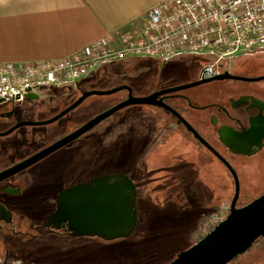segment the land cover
I'll use <instances>...</instances> for the list:
<instances>
[{
	"label": "rangeland",
	"instance_id": "374dc122",
	"mask_svg": "<svg viewBox=\"0 0 264 264\" xmlns=\"http://www.w3.org/2000/svg\"><path fill=\"white\" fill-rule=\"evenodd\" d=\"M205 61L202 56L186 54L168 61L128 56L118 61L100 63V71H96L82 83L86 90L78 89L77 85L47 86L37 101L25 100V106H16L20 112L30 111V108L36 110L29 116L34 119L21 120L23 113L17 118L0 117V128L5 130L21 121L49 119L69 106L83 91H102L116 87L123 89L106 95H89L78 106L53 122L20 126L15 132L0 136V145L19 131L43 133L45 137L41 143L63 137L95 114L125 99L128 95L126 88H130L133 96L143 97L159 89L190 82L193 79L192 73L199 71ZM230 63L231 61L227 65ZM9 103L11 102H0V113L5 111L2 109H6ZM108 105L111 106L107 107ZM103 108L105 109L102 110ZM146 110L168 117L158 112L160 109L155 105L139 103L121 108L117 111L116 118ZM109 123L106 124L107 127ZM147 140V134L141 129L130 126L127 133L104 145L100 134L90 129L74 143L62 146L34 165L44 163L48 167L44 170L48 176L57 172L67 184L83 183L89 176L114 168L131 170L138 187V219L160 225L153 231V237L157 241L154 245L147 241L144 246L146 248L138 252L142 259H137L136 263L167 264L177 253L188 249L217 224L215 220L218 216L227 214L234 194V180L228 169L190 134L171 130L166 142L146 157L138 159V154ZM5 164L6 162H1L0 168ZM240 184L241 187L245 185L244 177L240 178ZM263 186L264 184L251 193H245L242 188L237 205L248 203L260 196L264 193ZM141 228L147 229L150 226ZM150 238L149 235L147 239ZM133 256H136L135 253ZM239 259L241 260L237 263L229 264H264V237L259 238L249 252L239 255Z\"/></svg>",
	"mask_w": 264,
	"mask_h": 264
},
{
	"label": "flooded vegetation",
	"instance_id": "af4514ba",
	"mask_svg": "<svg viewBox=\"0 0 264 264\" xmlns=\"http://www.w3.org/2000/svg\"><path fill=\"white\" fill-rule=\"evenodd\" d=\"M203 66L192 73L190 82L207 78L201 74ZM224 71L244 79L209 80L161 95L163 102L190 124L211 149L193 135L183 120L178 121V117L168 109L155 106L160 109L158 112L168 116L162 117L170 130L190 134L224 165L218 155L223 157L236 172L239 191L243 188L245 193H251L264 184V78L256 79L264 76V48L236 55L218 74ZM25 100L15 102L7 111L0 113V117L19 116L23 111L20 112L16 106H25ZM5 130L0 128V132ZM44 137L37 131L16 132L0 145V163L6 162L0 170L25 161L58 139L41 143ZM34 164L36 162L0 179V264H137L136 260L142 259L138 252L146 248L147 241L152 245L157 241L153 231L160 225L149 224V221L138 217L128 236L114 239L91 234L95 229L92 220L62 218L67 200L90 191L97 183L107 184L103 177L115 173H123L133 181L137 212L138 187L131 170L114 168L89 176L83 183L67 184L57 172L48 176L44 171L48 167L44 163ZM241 177L245 179L243 187ZM78 184L86 186L83 189L71 188ZM81 225L85 226L86 233H81ZM145 226L150 228H141ZM149 235L151 238L147 239ZM240 260L238 255L229 262Z\"/></svg>",
	"mask_w": 264,
	"mask_h": 264
},
{
	"label": "built area",
	"instance_id": "2783aa9c",
	"mask_svg": "<svg viewBox=\"0 0 264 264\" xmlns=\"http://www.w3.org/2000/svg\"><path fill=\"white\" fill-rule=\"evenodd\" d=\"M130 27L62 58L0 62V101L21 102L50 85H77L100 63L128 56L168 61L199 55L206 59L201 74L214 76L236 55L264 46V0H161Z\"/></svg>",
	"mask_w": 264,
	"mask_h": 264
},
{
	"label": "water",
	"instance_id": "95a60500",
	"mask_svg": "<svg viewBox=\"0 0 264 264\" xmlns=\"http://www.w3.org/2000/svg\"><path fill=\"white\" fill-rule=\"evenodd\" d=\"M226 77L244 79L243 77L231 76L224 71L220 74L187 84L160 89L143 97L133 96L130 92V88H126L128 90V95L125 99L94 115L91 119L78 126L75 130L45 146L25 161L0 170V179L32 165L62 146L73 142L83 133L96 126L99 122L130 104L146 103L161 106L175 114L178 117V121L183 120L174 109L163 102L161 95L205 81L223 79ZM262 78H264V76L256 79ZM121 89L123 88L116 87L110 90L102 91H83L76 98V100H74L59 114L41 121L18 122L9 129L0 132V136L7 135L14 129L23 125L47 124L53 122L71 109L78 106L89 95H106L117 92ZM1 116L4 115L1 114ZM183 123L202 144L211 149V146L198 134L197 131H195V129H193L190 124H188L185 120H183ZM262 124L264 125V121ZM262 132L264 135V130ZM218 156L228 168L234 180V194L230 200L229 211L226 216L215 224L207 233L194 242L188 249L177 253L175 258L167 264H226L234 257L247 252L252 247L255 240L264 236V193L244 205L237 206L239 180L236 172L223 157L220 155ZM103 178L107 184L98 185L97 183V186L90 191H87L79 196H73L67 200L64 203L62 218L69 220H92L95 222V225H92L95 229L90 233L106 239L126 237L131 233L137 219V194L135 186L133 181L123 173L108 174ZM85 186L86 184H78L77 186H73L71 188L73 189L79 187L83 189ZM80 227L83 228L81 233H86L85 226L81 225Z\"/></svg>",
	"mask_w": 264,
	"mask_h": 264
},
{
	"label": "crops",
	"instance_id": "0c3cea01",
	"mask_svg": "<svg viewBox=\"0 0 264 264\" xmlns=\"http://www.w3.org/2000/svg\"><path fill=\"white\" fill-rule=\"evenodd\" d=\"M160 1L0 0V62L62 58L106 32L140 25L143 13ZM101 66L80 78L76 87L86 90L82 83ZM40 94L29 92L25 98L37 101ZM29 110H23L21 120L34 119L29 116L36 110Z\"/></svg>",
	"mask_w": 264,
	"mask_h": 264
},
{
	"label": "trees",
	"instance_id": "16d2710c",
	"mask_svg": "<svg viewBox=\"0 0 264 264\" xmlns=\"http://www.w3.org/2000/svg\"><path fill=\"white\" fill-rule=\"evenodd\" d=\"M109 106L111 105H108L107 107ZM116 115L117 112L110 115L94 126L92 130L100 134L102 144L108 145L121 137L124 133H127L130 126L138 127L148 136L147 142L138 154V159L146 157L148 154L155 151L160 144L166 142L169 132L171 131L167 127L165 119L151 110L127 114L118 119L116 118ZM107 123H109V127L106 126ZM159 123L161 125L158 126ZM244 204L245 203H242L237 206ZM257 240H255L254 243H256Z\"/></svg>",
	"mask_w": 264,
	"mask_h": 264
}]
</instances>
